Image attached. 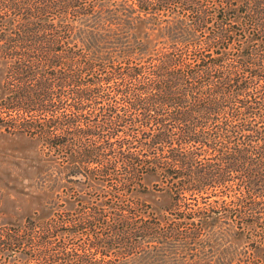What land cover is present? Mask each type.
Here are the masks:
<instances>
[{
    "label": "trees",
    "instance_id": "trees-1",
    "mask_svg": "<svg viewBox=\"0 0 264 264\" xmlns=\"http://www.w3.org/2000/svg\"><path fill=\"white\" fill-rule=\"evenodd\" d=\"M0 129L79 187L0 264H264V0H0Z\"/></svg>",
    "mask_w": 264,
    "mask_h": 264
},
{
    "label": "rangeland",
    "instance_id": "rangeland-1",
    "mask_svg": "<svg viewBox=\"0 0 264 264\" xmlns=\"http://www.w3.org/2000/svg\"><path fill=\"white\" fill-rule=\"evenodd\" d=\"M153 178L144 177L147 189L139 196L158 213L168 197L152 188ZM69 185L79 188L77 183L65 180L60 162L43 154L35 139L0 129V226L21 223L28 217L47 218L61 207ZM227 242L228 250L234 253L240 240L230 236Z\"/></svg>",
    "mask_w": 264,
    "mask_h": 264
}]
</instances>
